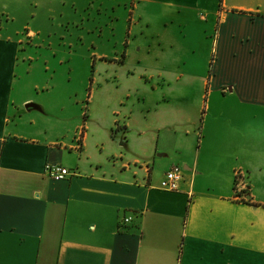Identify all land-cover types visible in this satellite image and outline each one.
<instances>
[{"label":"crops","instance_id":"0c3cea01","mask_svg":"<svg viewBox=\"0 0 264 264\" xmlns=\"http://www.w3.org/2000/svg\"><path fill=\"white\" fill-rule=\"evenodd\" d=\"M101 11L79 99L13 98L0 37V264H264V0Z\"/></svg>","mask_w":264,"mask_h":264},{"label":"rangeland","instance_id":"374dc122","mask_svg":"<svg viewBox=\"0 0 264 264\" xmlns=\"http://www.w3.org/2000/svg\"><path fill=\"white\" fill-rule=\"evenodd\" d=\"M98 2L0 0V37L16 43L13 98L68 101L64 93L74 90L80 98L86 78L83 54L96 51L95 38L101 27L97 30L95 25L99 18L103 19V12H97ZM28 32L34 36L27 35ZM68 56L73 57L71 62L65 60ZM46 84L56 86L50 95L44 90ZM88 88L87 84L86 91Z\"/></svg>","mask_w":264,"mask_h":264},{"label":"built area","instance_id":"2783aa9c","mask_svg":"<svg viewBox=\"0 0 264 264\" xmlns=\"http://www.w3.org/2000/svg\"><path fill=\"white\" fill-rule=\"evenodd\" d=\"M44 174L53 180H63L71 175L69 170L57 165H46L44 167ZM183 169L178 166L170 168L162 177L159 187L165 191H176L178 184L182 179ZM248 190V185L244 180V175L241 172L236 174L235 183V197L243 196V192ZM241 198V197H240ZM239 200V199H238ZM132 222L131 217H126L122 220L121 226L128 225Z\"/></svg>","mask_w":264,"mask_h":264},{"label":"water","instance_id":"95a60500","mask_svg":"<svg viewBox=\"0 0 264 264\" xmlns=\"http://www.w3.org/2000/svg\"><path fill=\"white\" fill-rule=\"evenodd\" d=\"M25 107L26 108H32L33 107V104H27Z\"/></svg>","mask_w":264,"mask_h":264}]
</instances>
